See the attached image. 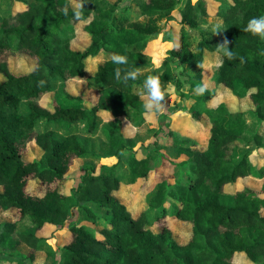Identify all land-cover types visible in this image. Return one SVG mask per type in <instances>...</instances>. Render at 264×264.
Wrapping results in <instances>:
<instances>
[{
  "label": "trees",
  "instance_id": "16d2710c",
  "mask_svg": "<svg viewBox=\"0 0 264 264\" xmlns=\"http://www.w3.org/2000/svg\"><path fill=\"white\" fill-rule=\"evenodd\" d=\"M213 1L223 20L221 32L214 35L216 26L207 20L209 0H186L179 8L180 41L158 68L143 50L160 34L161 20H175L179 0H86L79 18L72 0H9L7 13L0 15V214L12 212L14 219H0V264L2 256L33 264L40 250L53 264L60 263L58 251L61 264H238V252L264 264V184L233 187L247 176L264 179V165L250 160L253 150L264 147V41L243 31L249 19L264 16V0ZM20 3L25 7L18 9ZM80 21L90 40L83 48L73 45ZM225 38L245 63L224 59L221 65L216 46ZM206 51L216 56V87L197 96L192 90L204 85ZM112 53L126 55L128 67L148 71L127 85L118 83ZM13 56H24L29 69L15 72ZM176 62L192 70L184 93L192 102L184 110L192 120L207 119L205 147L196 137L170 130L169 143L156 140L152 151L139 155L138 134L127 135L122 121L108 123L102 133L99 110L131 112L128 121L148 124L138 88L147 75L159 76L165 86H181ZM74 79L84 80L92 105L84 89L69 88ZM51 92L53 101L46 106L43 99ZM217 96L223 99L209 104ZM246 96L253 109L230 110L227 99ZM105 133V156L116 158L112 164L102 163L91 146L94 134ZM30 143L41 151L33 160L24 157ZM161 147L183 159L175 182L160 180L135 205L122 200V185L147 178ZM89 157L95 159L86 161ZM78 160V175L66 193L62 187ZM34 181L43 193L29 188ZM75 211L94 225L73 222L69 242L57 252L42 249L45 239L38 231L47 224L66 227ZM167 218L161 229H153ZM173 221L188 224L180 233L190 234L188 241L175 237Z\"/></svg>",
  "mask_w": 264,
  "mask_h": 264
},
{
  "label": "rangeland",
  "instance_id": "374dc122",
  "mask_svg": "<svg viewBox=\"0 0 264 264\" xmlns=\"http://www.w3.org/2000/svg\"><path fill=\"white\" fill-rule=\"evenodd\" d=\"M186 0H179V3L177 4L176 9L173 11V14L175 15V20H167L163 19L160 21L161 26V32L160 34L150 40L146 46V48L143 50L144 53L151 57L152 59V65L153 67L163 68V61L165 57L167 56V51L174 45L179 43L180 38V32H179V20H180V14H179V8L183 7ZM195 2L196 0H192ZM77 0H72L73 5ZM217 2L213 0H209V7L211 11V16L207 18L208 22L213 26H218L223 21L219 16L215 15V11L217 9ZM9 6V0H1L0 1V15H4L7 13ZM25 4H18V9L24 8ZM85 22L80 21L76 24L77 26V35L73 39V45L75 47L82 46L83 41V34H81V30L83 29ZM195 33V32H194ZM197 33H195V36ZM199 36V35H198ZM84 37V36H83ZM216 56L206 51V59L204 62V77H203V83L207 88H215L216 87ZM175 65V72L177 74V71L183 67L180 63L176 62ZM10 66L11 68L17 72V73H23L27 71L28 65L26 62V58L24 56H13L10 59ZM94 67H91L90 72H92ZM150 70V69H149ZM148 70L143 71L142 73H146ZM192 73L191 69H185L183 67V71L179 72V79L181 81V86L175 85L174 83H171L170 88H168V91H170L171 100L169 99V103L167 105V108L159 114H147V118L149 120V123L147 124H139L140 121L137 122H130L127 120V117H129V114L131 112H120L116 113L114 110H99L98 114L103 119V130L102 133L106 132V130L109 128L106 125L108 123H118L123 122V130L127 135H136L138 134V143L135 149L138 150L139 155L146 154L150 151H152L155 148V141L158 140L160 144H166L169 143V141L172 140V137L167 138V133L170 130L176 131L179 134L183 135H190L193 137L198 138L201 141V147H205L208 143V123H206L207 119L202 121H196L192 120L189 116L187 111L184 110L185 106H190L192 99L186 100L184 98V93H187L189 85L187 84L188 75ZM71 84L69 83L68 86L71 90L76 91V87H80L81 89H84V92H86V96L89 97L90 101H87V105H92L93 97L91 96V92L89 93V90H85V86L82 85V82L80 80H73ZM85 84V82H84ZM71 85V86H70ZM59 87V86H58ZM223 96H217L213 99V101H209V104L211 105H217L223 98ZM54 98V93H48L44 99L43 103L46 106H50ZM227 102L229 104V108L232 111H245L249 109H253V103L249 99L248 96L244 98H231L227 99ZM130 118V117H129ZM132 121V120H131ZM112 125V124H111ZM105 129V130H104ZM262 132L264 133V127L262 126ZM158 131L159 134L157 137H152L153 133ZM103 137V138H102ZM93 142L91 143V146L94 148V150L101 154L100 161L102 163H114L116 161V158L114 157H108L106 155V151L108 148L107 143V137L106 133L103 136H97L96 134L93 135ZM41 151L40 148L35 143H30L27 151L24 154V157L27 160H33L37 158L40 155ZM126 153H131L130 150H127ZM104 155V156H103ZM264 158V147L257 148L253 150V152L250 154V160L251 162L258 167L255 163H260L259 157ZM95 158H88L86 161H93ZM183 161L182 158L175 157L173 153L169 151L168 148L161 147L157 154L155 155V159L153 160L151 164V171L147 178H141L139 177L134 185L127 186L122 185L121 191L119 193V197L129 202L133 205H135L138 201L141 202L139 199L140 196H143L146 192H151L153 189L157 186L158 182L160 180H169L171 182H175L178 173H181L182 167H178V163ZM264 165V164H263ZM80 160L76 161L69 173L67 174V182L63 185L62 189L64 192L69 193L71 189V185L75 183V177L78 175L79 169H80ZM259 168V167H258ZM127 169V168H126ZM178 169V173H177ZM122 171V170H121ZM126 171V170H125ZM264 179L253 177V176H247L244 178L239 179L233 187L235 188H242L244 186H252L257 189L263 188ZM29 188L36 192V193H43L42 186L38 181H34L29 185ZM1 220H8V219H14V214L12 212L0 214ZM170 218H167V221H161L160 224L153 227L154 230L161 229L162 226L166 223H168ZM76 223L78 225L80 224H88V225H94L93 223L89 222L84 216L83 213L74 212V217L68 221V224L66 225V229L64 228L63 231H59L57 233L52 234L53 227L50 226L48 229H46L45 236H41L45 239L41 243L42 249L50 250L52 253L57 252L59 247L69 242L71 239V230H70V224ZM178 222V223H177ZM174 225V235L177 237V239H180L181 242H186L190 238L189 235H182L181 232H186L185 230L189 227L186 223H181L179 221H173ZM52 230V231H51ZM191 231V230H189ZM26 249H24L25 251ZM57 258L59 259L61 264L62 261V252L58 251ZM46 252L45 250H40L37 252V259L34 261L33 264H53V257L51 256L48 260H46ZM17 257L15 256H2L1 264H18L17 263ZM234 262L238 264H256L252 262L249 257L245 253H236L234 255Z\"/></svg>",
  "mask_w": 264,
  "mask_h": 264
},
{
  "label": "clouds",
  "instance_id": "9594fccd",
  "mask_svg": "<svg viewBox=\"0 0 264 264\" xmlns=\"http://www.w3.org/2000/svg\"><path fill=\"white\" fill-rule=\"evenodd\" d=\"M86 0H77L74 5V15L79 18L82 16V10ZM64 14L67 15V7H65ZM213 34H219V26L213 27ZM244 32L249 33L253 37H258L261 41H264V16L252 17L248 20L246 26L243 29ZM230 41L225 38L221 44L216 46V51L221 57V65L224 59L233 61L239 59L240 63H245V58L239 56L232 48L229 47ZM260 55H264V50L260 51ZM110 60L113 64L117 65L115 68V79L118 83L127 85L129 81H137L141 76L144 75L139 68L128 67V57L117 53L110 54ZM199 67V65H198ZM38 70V69H36ZM183 71L181 67L177 71ZM45 81H39V86H44ZM171 85L165 86L162 84L159 76L147 75L141 86L138 88V96L143 102V108L147 113L159 114L162 113L171 100V95L168 91ZM207 91V87L202 84H197L192 90L194 95L202 96Z\"/></svg>",
  "mask_w": 264,
  "mask_h": 264
},
{
  "label": "crops",
  "instance_id": "0c3cea01",
  "mask_svg": "<svg viewBox=\"0 0 264 264\" xmlns=\"http://www.w3.org/2000/svg\"><path fill=\"white\" fill-rule=\"evenodd\" d=\"M222 23V22H221ZM82 32H83V29L81 30V34H82ZM82 38H83V41H82V46H78L77 48H83V47H85L86 45H88L89 44V42H90V40L88 39V38H85V37H83L82 36ZM93 66V65H92ZM94 72V70L92 71V73ZM75 80V79H74ZM77 80H79V79H77ZM72 82H74V81H70V84L72 83ZM80 82H84V80H80ZM71 86V85H70ZM77 89H79V90H83V89H81L80 87H76ZM93 91V90H92ZM94 92H95V90H94ZM264 127V126H263ZM259 160H260V163H255L258 167H260V166H262L263 164H264V158H262L261 156L259 157ZM128 186V185H127ZM129 186H131V185H129ZM50 226H52L53 227V231H52V234L55 232V233H57V232H61V231H63V229L65 228H62V229H56V227L54 226V225H52V224H47L46 226H44L42 229H40L39 231H38V236H45L44 234H45V232H46V229H48ZM66 229V228H65ZM71 237H72V233H71Z\"/></svg>",
  "mask_w": 264,
  "mask_h": 264
}]
</instances>
